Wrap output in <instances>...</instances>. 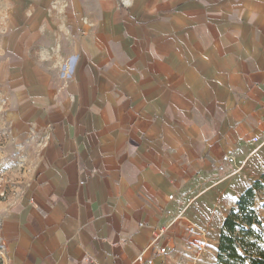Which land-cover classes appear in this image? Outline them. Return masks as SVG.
Here are the masks:
<instances>
[{"label": "crops", "instance_id": "obj_1", "mask_svg": "<svg viewBox=\"0 0 264 264\" xmlns=\"http://www.w3.org/2000/svg\"><path fill=\"white\" fill-rule=\"evenodd\" d=\"M86 1L0 0L6 264L188 260L199 182L263 164L264 0Z\"/></svg>", "mask_w": 264, "mask_h": 264}, {"label": "rangeland", "instance_id": "obj_2", "mask_svg": "<svg viewBox=\"0 0 264 264\" xmlns=\"http://www.w3.org/2000/svg\"><path fill=\"white\" fill-rule=\"evenodd\" d=\"M121 7L126 6L122 0H113ZM97 1H86L83 3L89 9H96ZM259 162L262 165H256L254 161L245 164V167H239L230 171L217 172L212 175L215 180L212 185L200 181L201 196L195 214L190 217V221L195 222L200 230L204 231V242L206 249L203 253L198 254L194 242L197 236L189 231L187 221L188 236L186 244L180 247V254L190 256L188 260L182 258L181 261L174 264H216L217 244L221 232L222 223L229 210L236 205L240 194L245 188L252 185L256 179L264 184V153ZM226 174V175H225ZM225 175V176H224ZM257 210L264 219V185L257 193ZM0 261L6 264L3 246L0 242Z\"/></svg>", "mask_w": 264, "mask_h": 264}, {"label": "trees", "instance_id": "obj_3", "mask_svg": "<svg viewBox=\"0 0 264 264\" xmlns=\"http://www.w3.org/2000/svg\"><path fill=\"white\" fill-rule=\"evenodd\" d=\"M263 185L256 179L227 213L218 239L216 264H264V219L257 210V193Z\"/></svg>", "mask_w": 264, "mask_h": 264}, {"label": "built area", "instance_id": "obj_4", "mask_svg": "<svg viewBox=\"0 0 264 264\" xmlns=\"http://www.w3.org/2000/svg\"><path fill=\"white\" fill-rule=\"evenodd\" d=\"M189 223V231L191 232L192 236L195 235L197 236L194 242V246L197 249L198 254H201L205 251L206 246H205V242H204V231L200 230L199 227L197 226V224L195 222H192L190 220H188ZM156 239H159V236H157ZM167 247L162 246V248H160V253L165 254L167 253ZM139 260H142V257H139ZM148 262H152V260H148Z\"/></svg>", "mask_w": 264, "mask_h": 264}]
</instances>
